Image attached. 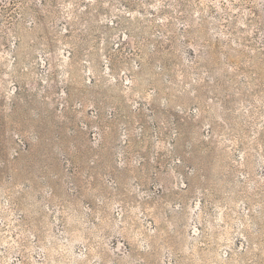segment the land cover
<instances>
[{"label":"rangeland","instance_id":"rangeland-1","mask_svg":"<svg viewBox=\"0 0 264 264\" xmlns=\"http://www.w3.org/2000/svg\"><path fill=\"white\" fill-rule=\"evenodd\" d=\"M0 264H264V0H0Z\"/></svg>","mask_w":264,"mask_h":264}]
</instances>
